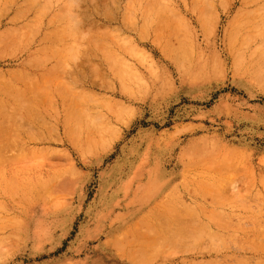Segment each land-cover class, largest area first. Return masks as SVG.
Returning <instances> with one entry per match:
<instances>
[{
    "label": "rangeland",
    "instance_id": "obj_1",
    "mask_svg": "<svg viewBox=\"0 0 264 264\" xmlns=\"http://www.w3.org/2000/svg\"><path fill=\"white\" fill-rule=\"evenodd\" d=\"M232 263L264 264V0H0V264Z\"/></svg>",
    "mask_w": 264,
    "mask_h": 264
},
{
    "label": "bare ground",
    "instance_id": "obj_2",
    "mask_svg": "<svg viewBox=\"0 0 264 264\" xmlns=\"http://www.w3.org/2000/svg\"><path fill=\"white\" fill-rule=\"evenodd\" d=\"M223 186V185H222ZM155 189V188H154ZM151 190V191H148L147 192V197L149 198V199H152V198H154L156 195H159L160 193H161V190H162V188H161V186L159 187V188H157L156 190ZM216 190H217V187H216ZM220 193V192H219ZM196 220V219H195ZM194 220H192V222H193ZM195 222V221H194ZM195 224V223H194ZM222 225H223V223H221ZM198 226H199V224H197ZM197 225H196V227H197ZM211 231V230H210ZM206 234V233H205ZM199 236V235H198ZM263 236V235H262ZM211 237V236H210ZM220 239V238H219ZM261 246V245H260ZM262 247V246H261ZM242 248V247H241ZM244 262V261H243ZM238 263V262H237ZM233 264V263H232Z\"/></svg>",
    "mask_w": 264,
    "mask_h": 264
}]
</instances>
